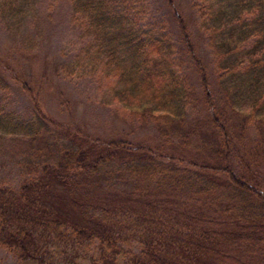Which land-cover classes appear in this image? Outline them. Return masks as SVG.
Masks as SVG:
<instances>
[{
    "label": "trees",
    "instance_id": "1",
    "mask_svg": "<svg viewBox=\"0 0 264 264\" xmlns=\"http://www.w3.org/2000/svg\"><path fill=\"white\" fill-rule=\"evenodd\" d=\"M0 1L13 17L29 4ZM165 1L177 34L153 14L141 24L144 0H69L92 61L114 71L112 101L153 123L159 142L59 123L27 73L0 68V92L17 90L31 107L28 120L0 108V135L24 144L27 177L0 187V247L17 264H264V0L205 7L217 93L182 15ZM182 49L200 96L174 69ZM122 56L132 62L120 64ZM77 64L63 68L74 75ZM197 102L202 121L191 120Z\"/></svg>",
    "mask_w": 264,
    "mask_h": 264
},
{
    "label": "rangeland",
    "instance_id": "2",
    "mask_svg": "<svg viewBox=\"0 0 264 264\" xmlns=\"http://www.w3.org/2000/svg\"><path fill=\"white\" fill-rule=\"evenodd\" d=\"M144 1L141 24L147 23L153 14L163 19L165 25L170 21L173 33L177 34L166 1ZM208 4L209 0H173L207 68L212 89L217 93L218 73L209 47L208 33L202 27ZM25 5L26 10H19L14 17L13 10H2L0 5V68L5 69L7 76L13 72L27 73L31 85L40 94L45 111L59 123L79 126L87 133L105 139L122 137L145 144L159 142L158 129L153 123L129 116L112 101L108 84L114 71L101 70L97 67L98 62L92 61V51L87 50L88 39L83 36L82 27L72 19L69 0H25ZM172 59L175 60L174 69L178 67L189 75L200 96L199 80L185 51L182 49ZM75 60L76 73L68 75L63 65L74 64ZM119 61L126 66L132 59L122 56ZM0 108L20 120H28L31 116L27 98L17 90L0 92ZM197 108L200 115L194 113L196 115H192V121L205 119L198 102ZM202 133L200 129L198 135ZM23 147V142L17 136L0 135V187H17L27 177L23 174L26 171L19 166ZM107 190L104 186L94 194V198L101 197V193ZM129 217L133 218L131 215ZM131 245L137 247L135 242ZM0 264L17 263L11 254L0 247Z\"/></svg>",
    "mask_w": 264,
    "mask_h": 264
}]
</instances>
